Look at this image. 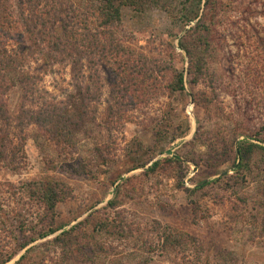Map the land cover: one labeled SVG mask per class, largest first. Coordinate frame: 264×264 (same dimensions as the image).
Returning <instances> with one entry per match:
<instances>
[{"label":"rangeland","instance_id":"rangeland-1","mask_svg":"<svg viewBox=\"0 0 264 264\" xmlns=\"http://www.w3.org/2000/svg\"><path fill=\"white\" fill-rule=\"evenodd\" d=\"M206 1L199 19L205 14L208 45L201 47L186 34L196 21L184 26L174 18L188 0H165V10L122 9L115 31L125 54L113 62L96 58L100 99L91 103L95 118L78 135V145L65 147L47 128L30 126L18 159L0 161V216L8 218V225L18 227L21 219L39 227L40 208L23 184L51 179L65 187L56 225L69 230L86 219L105 224L99 231L91 223L81 227L69 264H264V162L256 157L244 176L232 168L239 141H264V0H220L229 6L217 11L212 23L211 50ZM85 5L78 0H0V44L31 53L26 24L39 43L48 30L62 36L64 27L85 32L83 20L93 32ZM181 42L205 56L197 83ZM45 62L35 53L31 57L30 68L41 75L42 86L58 100L76 95L70 67ZM178 74L183 92L173 91ZM4 101L12 116L28 106L17 88ZM109 107L120 116L111 131L105 123ZM170 156L182 159V168L145 172ZM134 160L145 167L125 172ZM200 182L209 183L202 194L188 196L180 187ZM114 196L119 204L110 208ZM190 202L199 205L195 215ZM1 229L0 259L16 247L14 236ZM60 232L45 239L26 232L24 241H35L7 264H15L29 248L23 264H60L63 253L52 243ZM168 234L180 245L163 244Z\"/></svg>","mask_w":264,"mask_h":264},{"label":"trees","instance_id":"trees-1","mask_svg":"<svg viewBox=\"0 0 264 264\" xmlns=\"http://www.w3.org/2000/svg\"><path fill=\"white\" fill-rule=\"evenodd\" d=\"M72 1V0H69ZM86 2L85 8L92 16L93 32L90 31L86 20H83L85 32L78 30H66L64 36L54 31L42 32L40 34L41 41L37 42L38 37L36 31L31 29L28 24L25 25L26 31L30 34V41L33 50L30 52H21L19 48L7 49L4 44H0V161H8L14 163L18 159V154L22 152L27 136L24 133L30 126L47 128L52 138L68 148H75L78 145V135L88 128L89 124L94 121L96 108L91 107V103H96L100 99V79L93 64L98 59L113 62L116 58L125 54L124 48L116 40L115 29L120 25L121 12L123 8H129L134 12H142L144 8L152 6L165 10V0H78ZM188 7L177 14L174 18H179L184 26L196 21V24L190 27L186 34L195 37L199 42V46H207V35L209 26L202 22L200 18L202 0H188ZM235 3L237 0H231ZM210 3V50L212 47L211 32L212 23L218 17L217 11L226 10L229 6L223 4L220 0H208L205 2L206 7ZM203 14V13H202ZM172 13L169 16L172 17ZM202 16V15H201ZM173 19V17H172ZM46 42V48L42 45ZM179 47L185 52L190 60L193 73V83H197L202 79L205 71V56L195 52L193 46H185L181 42ZM37 57H43L44 62L53 61L55 63H65L70 67L72 76V85L76 95L69 94L66 100H58L51 95L42 86V77L31 70V57L33 54ZM42 59V58H41ZM43 61V60H42ZM85 62V64H84ZM45 65L48 64L45 62ZM87 68L89 69L87 72ZM11 88H17L27 107L22 105L19 112L12 116L9 114L7 105L4 101L6 94ZM173 91H184L183 75L178 74L176 86ZM120 118L119 112H114L111 107L107 109L105 114L106 128L111 131L113 123L118 122ZM165 136L158 133V139L163 141ZM176 136L171 137L175 140ZM262 144H254L247 140L239 141L234 148V161L232 168L236 173L244 176V172H249L251 162L260 157V161L264 162V141ZM98 158L102 163H106L100 149L96 148ZM164 152L163 149L159 154ZM145 163H138L136 160L128 167L125 172L129 173L139 168H144ZM183 160L178 156H170L162 158L152 163L145 169L146 173L154 174L157 171H167L170 168H182ZM119 179V176L112 181ZM209 185L208 182H200L193 188H184V192L188 196L203 193V190ZM23 190L27 193L28 198L35 202L41 214L38 216L39 227L27 226L24 221L18 220V227L8 225V218L2 214L0 216L1 230L14 236L16 247L10 253L0 259V264H7L21 251L27 248L35 241V238L25 240L26 232L35 235L38 239H45L55 235L52 243L61 250L63 258L60 264H69V256L73 245L78 246L79 233L81 227L89 225L91 222L84 220L69 230H65L66 224L56 225L57 223V206L64 199L65 187L62 183L51 179H43L38 182H28L23 184ZM118 190V189H117ZM116 190V192H117ZM115 192V193H116ZM119 204L114 196L108 201V207L112 208ZM192 212L195 215L199 205L190 202ZM2 217V218H1ZM88 223V224H87ZM97 231L105 225L99 220L91 223ZM103 229V228H102ZM101 229V230H102ZM16 234V236L14 235ZM163 244L168 246H179L180 242L172 235L165 236ZM1 243V241H0ZM162 244V245H163ZM31 252V248L27 249L15 264H23L28 259L27 254ZM1 255V254H0ZM95 259V258H94Z\"/></svg>","mask_w":264,"mask_h":264}]
</instances>
